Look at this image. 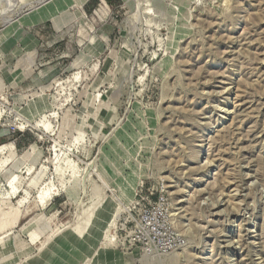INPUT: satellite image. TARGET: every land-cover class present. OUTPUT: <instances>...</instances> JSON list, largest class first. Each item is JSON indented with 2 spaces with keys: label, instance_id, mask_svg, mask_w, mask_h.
<instances>
[{
  "label": "rangeland",
  "instance_id": "374dc122",
  "mask_svg": "<svg viewBox=\"0 0 264 264\" xmlns=\"http://www.w3.org/2000/svg\"><path fill=\"white\" fill-rule=\"evenodd\" d=\"M111 1L0 0V264H264V0Z\"/></svg>",
  "mask_w": 264,
  "mask_h": 264
},
{
  "label": "bare ground",
  "instance_id": "6f19581e",
  "mask_svg": "<svg viewBox=\"0 0 264 264\" xmlns=\"http://www.w3.org/2000/svg\"><path fill=\"white\" fill-rule=\"evenodd\" d=\"M2 1V0H1ZM12 19V18H11ZM6 20V19H5ZM203 146V145H202ZM201 147V146H200ZM4 178H5V180L6 181H8L9 183L10 182H12V181H10L9 179H10V177L8 176V174L7 173H5V175H4ZM11 185V184H10ZM14 189V188H13ZM176 193V192H175ZM178 193V192H177ZM182 193V192H181ZM183 194V193H182ZM43 196H44V194L42 193L41 194V196H40V201L42 202V200L44 199L43 198ZM230 198V197H229ZM222 200V199H221ZM44 204H46V202L44 203ZM218 214V213H217ZM46 264H50V263H46Z\"/></svg>",
  "mask_w": 264,
  "mask_h": 264
},
{
  "label": "trees",
  "instance_id": "16d2710c",
  "mask_svg": "<svg viewBox=\"0 0 264 264\" xmlns=\"http://www.w3.org/2000/svg\"><path fill=\"white\" fill-rule=\"evenodd\" d=\"M106 3H108V4H111V0H104ZM116 1H118V0H116Z\"/></svg>",
  "mask_w": 264,
  "mask_h": 264
}]
</instances>
